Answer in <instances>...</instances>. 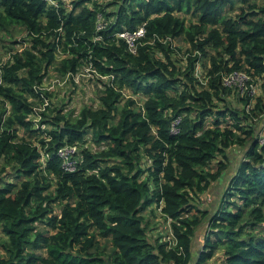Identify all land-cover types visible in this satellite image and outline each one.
<instances>
[{
	"label": "trees",
	"instance_id": "trees-1",
	"mask_svg": "<svg viewBox=\"0 0 264 264\" xmlns=\"http://www.w3.org/2000/svg\"><path fill=\"white\" fill-rule=\"evenodd\" d=\"M140 27L133 53L118 34ZM0 31L26 33L0 66V264H207L219 250L220 264H264V0H0ZM52 66L72 79L89 68L100 105L36 124L29 97ZM234 71L260 92L224 85ZM237 148L209 214L197 200ZM158 214L167 240L150 234Z\"/></svg>",
	"mask_w": 264,
	"mask_h": 264
},
{
	"label": "rangeland",
	"instance_id": "rangeland-1",
	"mask_svg": "<svg viewBox=\"0 0 264 264\" xmlns=\"http://www.w3.org/2000/svg\"><path fill=\"white\" fill-rule=\"evenodd\" d=\"M67 5L70 4L72 0H63ZM101 2L108 3L112 1L117 0H100ZM26 36V33L24 31H17L13 34H6V31H0V66L5 64L10 58L16 49H21L22 44L20 43L21 39H24ZM176 45L183 46L182 42L180 40L176 41ZM196 73L200 74V70L196 71ZM102 82H100L97 78V76H92V72L89 68H86L85 70L82 69L76 76L73 77V79L70 76H60L56 70L54 69V66L50 67L48 70L47 75L44 77L43 83L40 86L41 91L43 94L47 92L48 102L44 103V99L36 98V97H29V100L32 101L35 105L34 113L30 116L31 119L35 121V123H39L41 120L49 119L53 113L58 109H63L64 112L66 111H72L73 114L71 115L73 118L79 114L80 109L83 106L86 105H93L95 107H98L100 105V101L98 99L99 89L102 88ZM258 86V85H257ZM256 93L258 94L260 92V88H255ZM4 98L0 96V113L6 109H10V106L8 103L3 102ZM230 103L236 104L238 107L240 106L236 100L229 99ZM46 111L47 117L43 115V112ZM57 112V111H56ZM36 113V114H35ZM210 121V120H209ZM255 122V121H254ZM261 123V121L257 122V129L255 131V136L260 135V137L264 134L263 131H258V124ZM44 127H46V123L43 124ZM20 135L24 136V130L20 131ZM33 138V136H31ZM87 147L91 148L95 151H100L107 146L105 144L97 145L92 140L91 137H89V140L86 144ZM79 149V148H78ZM235 153V157H238L241 161L243 158V154L245 153L244 148H237L235 149L237 152H235L234 149H231ZM228 151V154L230 151ZM229 162H227V167L229 166ZM234 166V165H232ZM227 169V168H226ZM6 171H12V167L8 166ZM6 174L4 173V176ZM227 184V183H226ZM199 207L200 208H206L210 211V199L208 196L202 195L199 196ZM216 208V206H215ZM61 207H56V212L60 213ZM150 209H148L147 212H149ZM204 225V224H203ZM201 225L199 228L196 229L195 235L193 237V241L196 237V246L200 250L203 243V233L205 230V227H207L206 223L203 226ZM151 227L153 230L150 232L151 235H161L164 240H167L170 234V224L168 221L164 219L163 216L160 214L156 216H152L151 221ZM0 237L4 238L3 235ZM194 247V243H193ZM194 253H196L195 250H193ZM2 253L3 251L0 250ZM222 251L219 250L216 255L207 262V264H220V256Z\"/></svg>",
	"mask_w": 264,
	"mask_h": 264
},
{
	"label": "built area",
	"instance_id": "built-area-1",
	"mask_svg": "<svg viewBox=\"0 0 264 264\" xmlns=\"http://www.w3.org/2000/svg\"><path fill=\"white\" fill-rule=\"evenodd\" d=\"M52 3H55V0H49ZM145 34V28L140 27L137 31L131 33L128 31L120 32L118 34L119 37H122L126 40V42L129 45V49L131 52L135 53L136 52V47H137V39L140 37L144 36ZM248 80V76L242 72H231L223 77V84L233 88L234 90H237L239 93H244L247 91L249 95H254L256 93V85L250 84L248 87L246 85V81ZM1 78H0V83H1ZM38 88H40L38 86ZM41 89V88H40ZM44 103L48 102V98L45 96V94H41ZM178 123H179V118L175 119L172 127V132L173 133H178ZM261 141L264 142V134L261 136ZM77 152H78V146L77 145H66L58 150V154L60 157L63 158L64 160V165L67 170H74L75 169V162L77 160ZM48 155L44 152L42 155V160L46 159Z\"/></svg>",
	"mask_w": 264,
	"mask_h": 264
},
{
	"label": "crops",
	"instance_id": "crops-1",
	"mask_svg": "<svg viewBox=\"0 0 264 264\" xmlns=\"http://www.w3.org/2000/svg\"><path fill=\"white\" fill-rule=\"evenodd\" d=\"M262 128H263V121L260 124H258V131H260ZM235 152H237V151L235 150ZM234 155H235L234 151L231 150L230 153L227 156V161L230 163L229 166L226 169L227 170V174H228L227 177H225L224 180H221L222 176L224 175V172H225L224 171L222 173V175L216 181L211 183L210 186L208 187V189L203 193L204 195L208 196L209 199H210V205H209V207H210V212L209 213L210 214H211V210H212L211 207L213 205L214 206L218 205V203H219V201H220V199L222 197L223 191L225 189L226 183L228 182L229 178L231 177L233 172L236 171V169L238 167L240 159L238 157H235ZM232 165H234V166H232ZM204 209H206V208H204ZM193 243H194V247L197 248V246L195 245L196 244V237H195V240L193 241Z\"/></svg>",
	"mask_w": 264,
	"mask_h": 264
},
{
	"label": "water",
	"instance_id": "water-1",
	"mask_svg": "<svg viewBox=\"0 0 264 264\" xmlns=\"http://www.w3.org/2000/svg\"><path fill=\"white\" fill-rule=\"evenodd\" d=\"M227 170H225V172H224V175L222 176V178H221V180H224L225 179V177H227ZM212 210H211V213L214 211V209H215V206L213 205L212 207ZM210 214V213H209ZM193 250H195L196 251V253H198L200 250L198 249V248H195V247H193ZM196 258H197V256L195 255V256H193V260L195 261L196 260Z\"/></svg>",
	"mask_w": 264,
	"mask_h": 264
}]
</instances>
